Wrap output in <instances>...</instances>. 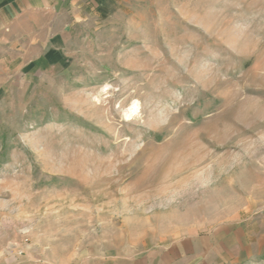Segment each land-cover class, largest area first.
Segmentation results:
<instances>
[{
  "label": "rangeland",
  "instance_id": "rangeland-1",
  "mask_svg": "<svg viewBox=\"0 0 264 264\" xmlns=\"http://www.w3.org/2000/svg\"><path fill=\"white\" fill-rule=\"evenodd\" d=\"M66 52L0 92V264H118L216 230L222 264H264V0L117 3Z\"/></svg>",
  "mask_w": 264,
  "mask_h": 264
},
{
  "label": "crops",
  "instance_id": "crops-1",
  "mask_svg": "<svg viewBox=\"0 0 264 264\" xmlns=\"http://www.w3.org/2000/svg\"><path fill=\"white\" fill-rule=\"evenodd\" d=\"M125 1L130 0H0V92L23 88L65 64L77 28ZM223 234L184 236L118 264H222L228 254L239 258L226 246L235 240Z\"/></svg>",
  "mask_w": 264,
  "mask_h": 264
}]
</instances>
